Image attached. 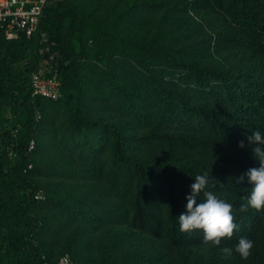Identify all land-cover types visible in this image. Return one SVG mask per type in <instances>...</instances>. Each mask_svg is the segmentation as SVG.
Masks as SVG:
<instances>
[{"label":"trees","instance_id":"16d2710c","mask_svg":"<svg viewBox=\"0 0 264 264\" xmlns=\"http://www.w3.org/2000/svg\"><path fill=\"white\" fill-rule=\"evenodd\" d=\"M43 66L56 100L32 95ZM257 130L264 0L51 1L30 39L0 34V264H264V212H239L236 182ZM206 171L240 224L220 247L179 228ZM242 236L252 255L226 258Z\"/></svg>","mask_w":264,"mask_h":264},{"label":"clouds","instance_id":"9594fccd","mask_svg":"<svg viewBox=\"0 0 264 264\" xmlns=\"http://www.w3.org/2000/svg\"><path fill=\"white\" fill-rule=\"evenodd\" d=\"M247 141L252 145L264 146V135L259 130L254 131L247 136ZM238 146L245 147L244 141H240ZM252 152L260 166L249 168L245 174L236 179L237 183H242L247 177L252 185L250 194L242 198L244 202L239 206L240 213H245L249 209L264 212V150L262 147H253ZM194 179L195 182L190 186L191 192L186 196V211L178 217L180 231L182 233L201 231L204 244L220 247L224 240H230L235 232L240 230L233 205L209 190V172L197 175ZM201 196L203 200L200 199ZM253 248L254 241L242 236L234 249L224 246L221 252L227 258L235 251L241 259L247 260L252 255Z\"/></svg>","mask_w":264,"mask_h":264},{"label":"built area","instance_id":"2783aa9c","mask_svg":"<svg viewBox=\"0 0 264 264\" xmlns=\"http://www.w3.org/2000/svg\"><path fill=\"white\" fill-rule=\"evenodd\" d=\"M53 0H0V34L6 41L30 39L36 32L44 10ZM50 67L43 66L31 75V88L33 96H40L49 100H56L60 96V82L56 73ZM34 148V141L28 146V152ZM31 165L28 166V169ZM34 199L41 201L43 194L35 193ZM43 264H48L44 262ZM56 264H73L70 257L61 256Z\"/></svg>","mask_w":264,"mask_h":264},{"label":"rangeland","instance_id":"374dc122","mask_svg":"<svg viewBox=\"0 0 264 264\" xmlns=\"http://www.w3.org/2000/svg\"><path fill=\"white\" fill-rule=\"evenodd\" d=\"M60 114H61V110H59V108H54L53 109V115L55 116V119L53 120V124L58 127L60 125L59 121L61 119L60 117ZM63 120V119H62Z\"/></svg>","mask_w":264,"mask_h":264}]
</instances>
